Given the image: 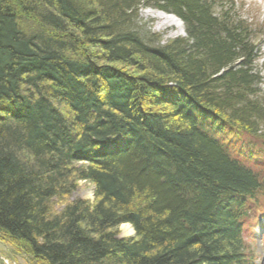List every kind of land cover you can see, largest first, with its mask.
Listing matches in <instances>:
<instances>
[{
  "label": "trees",
  "instance_id": "trees-1",
  "mask_svg": "<svg viewBox=\"0 0 264 264\" xmlns=\"http://www.w3.org/2000/svg\"><path fill=\"white\" fill-rule=\"evenodd\" d=\"M221 1L0 0V264H256L257 49Z\"/></svg>",
  "mask_w": 264,
  "mask_h": 264
},
{
  "label": "rangeland",
  "instance_id": "rangeland-1",
  "mask_svg": "<svg viewBox=\"0 0 264 264\" xmlns=\"http://www.w3.org/2000/svg\"><path fill=\"white\" fill-rule=\"evenodd\" d=\"M230 2L234 9V14L239 20L243 21L250 30V37L252 43L256 46V56L254 65L258 71L261 85L259 86L260 93L257 95V101H261L264 104V0H222L221 3ZM159 12L150 7H142L138 11V17L142 24H145V28L150 32L162 36L164 41L172 40L177 37L184 36L183 26L182 32L175 26L160 27L159 20L154 17L153 14ZM181 23V22H180ZM182 25V23H181ZM256 98H254L256 100ZM251 140V139H250ZM245 142L250 143L253 148V154L255 158L263 160L260 168L264 172V125L258 130V137L251 141L242 140L235 145L236 149H239ZM263 165V166H262ZM94 186L87 182H79L77 189L71 194L70 200L81 199L84 201H93ZM257 221L264 224V219H255L248 228V243L256 249L257 252V264H264V228L255 224ZM118 236L120 238L133 237L134 231L129 224H123L119 227ZM246 242V239H245ZM247 243V242H246ZM3 264H10L8 261L2 259ZM19 264H24L20 262Z\"/></svg>",
  "mask_w": 264,
  "mask_h": 264
},
{
  "label": "bare ground",
  "instance_id": "bare-ground-1",
  "mask_svg": "<svg viewBox=\"0 0 264 264\" xmlns=\"http://www.w3.org/2000/svg\"><path fill=\"white\" fill-rule=\"evenodd\" d=\"M155 18L159 20V25L160 27H165V26H175L178 28L179 33L182 32V25L180 21L175 18L174 16H170L167 14H164L162 12H156L153 14Z\"/></svg>",
  "mask_w": 264,
  "mask_h": 264
}]
</instances>
